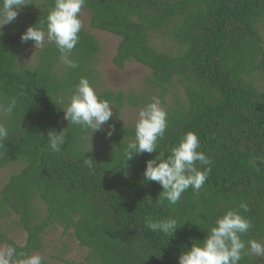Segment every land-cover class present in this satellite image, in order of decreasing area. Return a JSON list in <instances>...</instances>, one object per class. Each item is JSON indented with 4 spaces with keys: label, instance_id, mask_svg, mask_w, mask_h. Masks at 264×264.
Segmentation results:
<instances>
[{
    "label": "trees",
    "instance_id": "1",
    "mask_svg": "<svg viewBox=\"0 0 264 264\" xmlns=\"http://www.w3.org/2000/svg\"><path fill=\"white\" fill-rule=\"evenodd\" d=\"M26 2L19 22L4 26L0 36V104L17 101L11 116L0 114L9 130L0 141V170L18 169L0 191V217H17L26 240L18 246L1 235V242L33 255L42 252L45 232L58 227L88 251L79 263L54 258L62 264H178L180 253L233 209L252 225L241 239L264 243V0H86L82 11L89 14L90 30L119 39L115 67L135 63L148 69V91L161 104L172 88L180 91L172 94L157 152L125 163L135 128L116 119L124 106L138 108L146 97L98 92L114 110L104 131L91 135L68 124L57 97H67L81 77L95 89L99 44L81 30L71 57L78 68H67L52 43L37 51L32 66H23L19 53L33 42L22 43L21 34L40 27L54 6V0ZM155 34L168 51L153 45ZM109 125L113 131L106 137ZM63 129L61 151H50L48 131ZM189 131L212 162L208 178L199 194L190 187L176 205L157 204L162 188L144 180L145 162L159 153L167 158ZM84 158L94 161L91 168ZM146 217L175 218L178 229L172 237L153 232ZM257 258L247 255L239 264H258Z\"/></svg>",
    "mask_w": 264,
    "mask_h": 264
},
{
    "label": "clouds",
    "instance_id": "2",
    "mask_svg": "<svg viewBox=\"0 0 264 264\" xmlns=\"http://www.w3.org/2000/svg\"><path fill=\"white\" fill-rule=\"evenodd\" d=\"M28 4L26 0H0V36L4 26L13 22L20 14V10ZM86 6V0H54L46 20L40 22V27L30 26L21 34L22 43L32 41L34 47L43 48L45 41L55 45L59 59L69 69L78 68V63L72 59L73 50L80 40L79 33L83 22L81 11ZM57 103L62 105L63 119L82 130H90L91 135L97 131H104L103 126L113 115L112 106L108 100L100 99L89 79L81 77L70 90L67 97H57ZM17 108V101L12 98L6 105L0 104V114L11 116ZM167 112L161 107L158 97L153 96L138 111L135 122L134 139L127 143L124 149V163L134 155L157 152L158 140L163 139L168 126ZM66 129V128H65ZM50 130L47 133L48 148L52 152H60L66 142L67 132ZM112 125L105 133L112 135ZM9 136L8 128L0 123V141ZM200 141L194 132H187L170 148L167 158L159 153L153 159L145 162L144 180L156 182L162 191L157 204L167 201L169 205H176L182 194L190 187L195 194L203 187L211 171V160L200 149ZM207 165L201 170L197 167ZM94 161L84 158L83 165L91 168ZM149 204L152 199L149 197ZM240 209L247 211V205L240 204ZM145 227L153 232L163 233L172 237L178 229L177 220L169 217L154 220L145 218ZM252 227L249 220L239 211L229 209L222 216L217 217L202 241H194L191 247L182 251L177 257L178 264H239L244 256L264 257V243L257 240L241 239L242 235ZM0 264H43L40 255L16 253L12 246L0 248Z\"/></svg>",
    "mask_w": 264,
    "mask_h": 264
},
{
    "label": "rangeland",
    "instance_id": "3",
    "mask_svg": "<svg viewBox=\"0 0 264 264\" xmlns=\"http://www.w3.org/2000/svg\"><path fill=\"white\" fill-rule=\"evenodd\" d=\"M81 19L83 22L82 30L91 34L96 39L100 47V53L92 66L94 69V86L95 89H97L96 93L106 90L113 93L146 97L144 102L145 104H141L138 108H133L128 105L124 106L120 112L119 118L116 119V121L123 127L135 128L138 111L147 104V101L153 94L148 91L151 87L146 83L149 79L150 71L135 63L126 64L122 70L115 67L112 60L118 47L119 39L107 33L90 30L89 14L87 12H81ZM18 22L19 20L16 18L13 22L6 26L8 27L14 23L17 24ZM260 33L264 47V25L260 28ZM163 40L164 39L161 38L159 34L153 35V45L158 50L166 52L168 51V45H166ZM48 43L49 42L46 40L44 45ZM39 49L41 48L34 47L33 43L29 44L19 53L20 63L26 67L32 66ZM158 92V90H154L155 94H158ZM173 93L178 95L180 91L172 88L165 96V104H161V107L165 111H167V109L173 104ZM113 111L114 110L112 108V112ZM103 128L105 129L104 126ZM96 140L101 139L97 138ZM16 172H18L17 167H9L0 170V191L7 183L11 175ZM17 221L18 218L15 216L7 218L0 217V248L7 247V245L1 242V235H4L8 240H12L18 246H23L25 244L26 235L16 226ZM62 232L61 228L56 227L47 230L43 235V250L42 252L35 253V255H40L42 257L43 264H62L54 259L56 257H62L66 261L75 263L82 262L86 258L88 251L79 247L76 240L69 236L70 232L66 235H63ZM257 260L258 264H264V257H258Z\"/></svg>",
    "mask_w": 264,
    "mask_h": 264
}]
</instances>
